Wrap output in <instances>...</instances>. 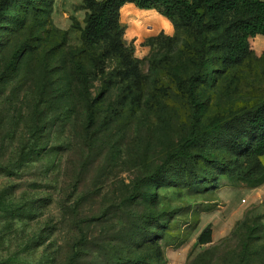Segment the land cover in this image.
<instances>
[{"label":"rangeland","instance_id":"374dc122","mask_svg":"<svg viewBox=\"0 0 264 264\" xmlns=\"http://www.w3.org/2000/svg\"><path fill=\"white\" fill-rule=\"evenodd\" d=\"M28 3L25 27L0 32V264H68L74 254L78 264H264V184L223 179L218 188L164 186L155 203L145 197L192 130L186 89L196 68L176 24L157 10L122 8L124 44L142 74L134 91L117 58L84 45L83 0ZM24 46L31 53L10 70ZM251 49V62L201 87L203 124L264 99V37ZM73 57L87 88L62 72L73 71ZM208 225L213 240L199 246Z\"/></svg>","mask_w":264,"mask_h":264},{"label":"trees","instance_id":"16d2710c","mask_svg":"<svg viewBox=\"0 0 264 264\" xmlns=\"http://www.w3.org/2000/svg\"><path fill=\"white\" fill-rule=\"evenodd\" d=\"M28 1L0 0V32L9 34L25 27L27 14L22 8L29 6ZM126 5L157 10L172 20L185 36L196 68L186 89L193 109L192 130L181 148L170 156L167 168L150 179L146 199L158 201L159 190L164 186L218 188L223 179L231 185H247L253 189L262 186L264 99L245 105L226 117L204 120L203 124V113L209 102L199 101V91L203 86L212 88L220 75H227L253 60L255 53L251 42L264 37V0H83L82 7L86 11V25L82 31L84 45L88 49L103 47V56L117 58L122 67L118 74L120 79L136 91L142 83V74L123 40L120 16ZM15 7L17 11L13 12ZM39 7L35 5L29 11L36 12ZM24 53L26 56L31 51L25 46L14 51L8 66L10 70L22 66ZM44 65L47 67L46 62ZM71 70H62L65 78L87 88L89 74L77 57H73ZM67 95L64 99L67 97L68 102L71 97ZM153 224L162 229L168 227L167 222L160 224V220ZM145 239L154 245L157 253L160 252L159 242L154 241L152 232H147ZM212 240L213 228L208 225L199 235L198 245L205 246ZM68 264H78L77 254L72 255ZM98 264H108V261ZM109 264H132V261L117 258ZM133 264L152 263L135 261Z\"/></svg>","mask_w":264,"mask_h":264},{"label":"crops","instance_id":"0c3cea01","mask_svg":"<svg viewBox=\"0 0 264 264\" xmlns=\"http://www.w3.org/2000/svg\"><path fill=\"white\" fill-rule=\"evenodd\" d=\"M261 161H262V159H261ZM262 163L264 164V162L262 161ZM263 187H264V185H263ZM262 192H259V193H257V195H258V197L261 199V196H262V194H261Z\"/></svg>","mask_w":264,"mask_h":264}]
</instances>
